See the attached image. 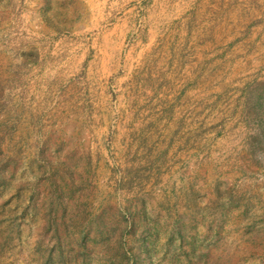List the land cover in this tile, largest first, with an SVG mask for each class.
<instances>
[{
  "label": "rangeland",
  "instance_id": "1",
  "mask_svg": "<svg viewBox=\"0 0 264 264\" xmlns=\"http://www.w3.org/2000/svg\"><path fill=\"white\" fill-rule=\"evenodd\" d=\"M0 264H264V0H0Z\"/></svg>",
  "mask_w": 264,
  "mask_h": 264
}]
</instances>
